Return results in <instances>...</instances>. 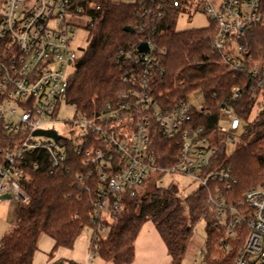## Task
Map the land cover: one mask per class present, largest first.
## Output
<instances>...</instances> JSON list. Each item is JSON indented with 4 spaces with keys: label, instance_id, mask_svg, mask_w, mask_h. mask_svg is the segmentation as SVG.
<instances>
[{
    "label": "built area",
    "instance_id": "built-area-1",
    "mask_svg": "<svg viewBox=\"0 0 264 264\" xmlns=\"http://www.w3.org/2000/svg\"><path fill=\"white\" fill-rule=\"evenodd\" d=\"M118 1L133 5L139 0ZM171 4L175 8L182 5L180 0ZM185 7L205 12L212 21V48L222 54L220 64L248 77L249 83L239 86L234 97L242 94L241 88H249L257 108H264V62L256 61L251 48L240 42L246 29L264 27V1L222 0L219 11L208 0L188 1ZM92 9L93 4L87 8L73 0H0V126L5 134L0 142V197L9 195L18 206L29 205L25 187L32 171L64 170L72 154L80 156L89 171L80 174L78 181L85 182L86 190L93 183L97 185L91 225L86 228L90 233L86 264L100 260L102 234L122 213L124 200L136 197L152 174L161 176L158 186H164L166 177L178 175L199 187L222 182L229 189L230 168L223 162L213 163L222 148L230 152V146L237 144L241 126L233 109L223 107L220 128L225 139L205 137L204 128L193 124L196 114H209L202 90L164 109L152 86L153 75L162 76L164 69L149 39L142 43L147 44L148 52L120 47L116 54L128 89L116 100L106 102L95 117L78 116L75 105L68 101L73 77L69 68L76 67L83 52L74 47L75 32L82 28L89 31ZM147 14L144 9L143 15ZM66 107L75 112L72 120H60ZM222 119L227 121V128L221 125ZM62 122L68 126L69 136L54 128ZM154 124L162 135L178 140L180 161L172 168L158 167L150 151ZM49 130L57 132L59 141L36 135ZM210 167L212 170L206 172ZM217 193L211 201L225 230L221 250L229 254L233 242L243 238L232 264H264V182L248 190L238 204L226 202L220 187ZM201 257L205 259L204 250Z\"/></svg>",
    "mask_w": 264,
    "mask_h": 264
},
{
    "label": "trees",
    "instance_id": "trees-1",
    "mask_svg": "<svg viewBox=\"0 0 264 264\" xmlns=\"http://www.w3.org/2000/svg\"><path fill=\"white\" fill-rule=\"evenodd\" d=\"M140 1L128 5L114 0H73L87 8L93 4L95 9L89 11L93 18L89 44L76 62L68 90L69 103L75 105L78 116L90 119L106 102L119 98L128 89L116 60L119 48H137L149 39L155 44L164 69L162 76L156 73L152 77V86L164 109L202 90L209 114H196L193 124L204 128L205 137L226 135L220 128L223 107L232 108L241 119L238 147L233 152L222 148L213 163L214 166L223 162L236 182L231 180L229 189L222 182L211 183L185 197L177 182L158 186L161 176L152 174L136 197L124 200L122 213L109 226L107 237L98 243L99 257L109 264H131L136 239L144 224L152 222L166 246L171 264H182L196 226L205 221V261L232 264L244 239L233 242L229 254L221 250L225 230L218 223L211 197L218 194L220 187L226 202L238 204L248 190L264 181V108H257L249 88H241L242 94L234 97L236 89L249 83V79L220 64L222 54L212 48L213 25L206 29L176 30V19L186 11L188 1L193 0H180V8L173 7L172 0H143V5ZM144 9L148 10L147 15H143ZM162 14L164 18L160 17ZM240 42L251 48L256 61L264 62V27L246 29ZM4 138L0 126V142ZM150 151L160 168H172L180 161L178 140L162 135L156 124L151 132ZM67 169L50 173L42 168L31 172L25 187L30 203L18 206L14 224L1 242L0 264H33L42 235L55 241L52 254L59 247L73 249L91 225L97 185L93 183L86 190L85 182L78 181L80 174L89 171L80 156L72 154ZM210 170L212 167L206 172Z\"/></svg>",
    "mask_w": 264,
    "mask_h": 264
},
{
    "label": "rangeland",
    "instance_id": "rangeland-1",
    "mask_svg": "<svg viewBox=\"0 0 264 264\" xmlns=\"http://www.w3.org/2000/svg\"><path fill=\"white\" fill-rule=\"evenodd\" d=\"M118 1V0H114ZM212 8L216 11L220 10L222 0H208ZM212 21L209 19L208 15L203 11H197L193 8H187L186 11L178 16L176 19V30L186 31V30H197L209 28ZM89 34L87 29H77L75 32L76 40L74 41V47L79 49V52L87 48L89 44ZM76 72V67L71 66L69 68V73L73 76ZM192 98L195 96L192 95ZM75 116V112L71 108H64V111L60 115V120H72ZM221 125L227 128V121L225 119L221 120ZM54 128L59 131L60 134L64 136H69V128L65 123H58L54 125ZM222 140L225 136L221 137ZM239 145V144H238ZM238 145H231L230 152H233ZM171 182H177L181 189L183 196H189L195 192L199 185L197 182H193L190 179L172 175L164 179V186H168ZM264 182V181H263ZM262 182V183H263ZM260 185V184H259ZM18 205L11 200H0V243L4 236L12 228ZM109 234V228L106 230L102 237L105 238ZM83 237L81 242L88 243L90 240V233L85 229L83 232ZM206 240V222L200 221L196 226L191 239L188 242L187 252L182 264H202L205 259L201 257V252L204 250ZM58 264H65L59 262ZM97 264H102L97 262ZM108 264V263H107ZM131 264H171V258L168 255L166 246L152 222H147L142 227L136 242H135V258Z\"/></svg>",
    "mask_w": 264,
    "mask_h": 264
},
{
    "label": "crops",
    "instance_id": "crops-1",
    "mask_svg": "<svg viewBox=\"0 0 264 264\" xmlns=\"http://www.w3.org/2000/svg\"><path fill=\"white\" fill-rule=\"evenodd\" d=\"M82 237L83 235L77 240L73 249L59 247L52 254L55 241L47 235H42L38 241V249L34 255L33 264H58L59 262L86 264L89 256L90 240H88V243L81 242ZM98 261L107 264L101 259Z\"/></svg>",
    "mask_w": 264,
    "mask_h": 264
},
{
    "label": "water",
    "instance_id": "water-1",
    "mask_svg": "<svg viewBox=\"0 0 264 264\" xmlns=\"http://www.w3.org/2000/svg\"><path fill=\"white\" fill-rule=\"evenodd\" d=\"M129 32H133L132 28H127L126 29ZM243 29H241L242 31ZM139 49L143 52H148L149 51V47L147 46V44H141L139 46ZM36 135H45L48 137L53 138L55 141H59L60 136L57 134V132L53 131V130H49V131H38L36 132ZM0 200H10V196L9 195H3L0 197Z\"/></svg>",
    "mask_w": 264,
    "mask_h": 264
}]
</instances>
